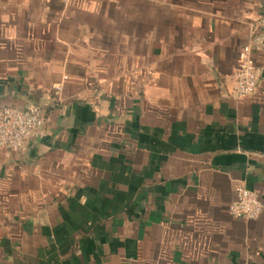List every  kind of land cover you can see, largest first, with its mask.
<instances>
[{"label": "crops", "instance_id": "crops-1", "mask_svg": "<svg viewBox=\"0 0 264 264\" xmlns=\"http://www.w3.org/2000/svg\"><path fill=\"white\" fill-rule=\"evenodd\" d=\"M264 0H0V264H264ZM261 69L233 95L240 50Z\"/></svg>", "mask_w": 264, "mask_h": 264}, {"label": "built area", "instance_id": "built-area-1", "mask_svg": "<svg viewBox=\"0 0 264 264\" xmlns=\"http://www.w3.org/2000/svg\"><path fill=\"white\" fill-rule=\"evenodd\" d=\"M67 4L70 0H60ZM264 23V19H261ZM261 69L251 58L249 46L243 47L238 55V67L234 73L233 95L241 99L252 95L257 87ZM44 134V119L41 110L32 106L24 109L3 106L0 107V150L17 151L30 138H39ZM235 199L228 207L232 218L244 221L257 219L264 206L257 195L249 190L244 182L239 181L235 187Z\"/></svg>", "mask_w": 264, "mask_h": 264}]
</instances>
